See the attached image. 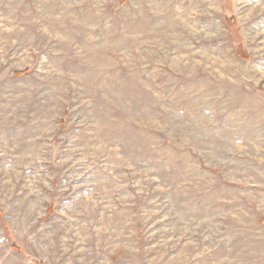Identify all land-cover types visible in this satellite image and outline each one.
Here are the masks:
<instances>
[{"label": "rangeland", "instance_id": "1", "mask_svg": "<svg viewBox=\"0 0 264 264\" xmlns=\"http://www.w3.org/2000/svg\"><path fill=\"white\" fill-rule=\"evenodd\" d=\"M0 264H264V0H0Z\"/></svg>", "mask_w": 264, "mask_h": 264}, {"label": "trees", "instance_id": "2", "mask_svg": "<svg viewBox=\"0 0 264 264\" xmlns=\"http://www.w3.org/2000/svg\"><path fill=\"white\" fill-rule=\"evenodd\" d=\"M240 53H242V52H240Z\"/></svg>", "mask_w": 264, "mask_h": 264}]
</instances>
